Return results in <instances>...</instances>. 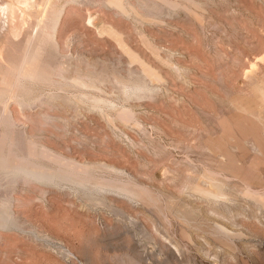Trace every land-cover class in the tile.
Listing matches in <instances>:
<instances>
[{"label": "rangeland", "instance_id": "374dc122", "mask_svg": "<svg viewBox=\"0 0 264 264\" xmlns=\"http://www.w3.org/2000/svg\"><path fill=\"white\" fill-rule=\"evenodd\" d=\"M22 8L0 43V200L18 228L0 264H264V0ZM33 29L39 62L18 73Z\"/></svg>", "mask_w": 264, "mask_h": 264}, {"label": "bare ground", "instance_id": "6f19581e", "mask_svg": "<svg viewBox=\"0 0 264 264\" xmlns=\"http://www.w3.org/2000/svg\"><path fill=\"white\" fill-rule=\"evenodd\" d=\"M30 0H0V43L1 44H3L2 42L3 41H5L6 39H9V37L10 38H13V40L15 39V37L19 34V23H17L18 22V19H19V17H20V11H23V8H22V5H26V4H28V2H29ZM50 2V1H49ZM58 9V8H57ZM20 10V11H19ZM28 10V9H27ZM64 5H63V7H61L59 10H58V14H57V17H56V20H54V28H53V32L55 33V30H56V26H57V24H58V21H59V18H60V16L62 15V13L64 12ZM25 11V10H24ZM20 13V14H19ZM23 13V12H22ZM41 13V12H40ZM24 17V16H23ZM41 17V16H40ZM54 17H55V15H54ZM20 20V19H19ZM26 20V19H25ZM21 21H23L22 19H21ZM21 21H19V22H21ZM24 22V21H23ZM87 22L90 24V23H92V16L90 15L89 17H88V19H87ZM21 28V27H20ZM43 30H38V29H33V33H31L29 36H27V38H26V41H25V43H26V47H24V49L26 48H31L32 49V46L31 45H34L33 46V49H32V51L31 50H24V53H25V56H24V58H22V60H21V62L19 63V62H17V63H19V64H17L16 66L18 67V73L20 72L21 73V71H22V68H24L26 65H25V61H27L26 59H28L31 63L32 62H35L36 61V63L38 64V62H39V58H37L38 59V62H37V60H35L34 61V59H36V57H39V53H40V51H41V49L43 48V45H42V43L45 41V39L44 38H46V33H45V35H42L44 32H42ZM54 33H51V35H47V37H50V36H52L53 37V35H54ZM33 37H38L37 38V40H35V42L36 43H31L32 42V40H31V38H33ZM42 39H43V41H42ZM16 40V39H15ZM50 40V39H49ZM47 43H49L48 41H47ZM53 43H54V40H53ZM54 45H55V43H54ZM2 46V45H1ZM0 46V47H1ZM25 46V45H24ZM55 47H56V45H55ZM26 51V52H25ZM30 51V52H29ZM18 54V53H17ZM16 54V55H17ZM19 55V54H18ZM17 55V56H18ZM28 55H29V57H28ZM16 56V57H17ZM15 56H14V54H13V58H12V56H11V58L12 59H14V58H16ZM21 57V56H20ZM18 59H20L19 57H18ZM61 59V61H62V58H60ZM15 60V59H14ZM13 60V61H14ZM12 61V60H11ZM60 61V60H59ZM66 61V60H65ZM30 62H28V64L30 63ZM14 64H15V62H13ZM35 63V64H36ZM31 65H33V64H31ZM30 65V66H31ZM15 66V65H14ZM27 67V66H26ZM33 67V66H32ZM62 67H63V65H62ZM30 70H31V67H30ZM15 71H16V68H15ZM32 71V70H31ZM23 72V71H22ZM33 72V71H32ZM5 73V72H4ZM13 73V72H12ZM11 73V74H12ZM15 73V72H14ZM17 73V74H18ZM14 75V74H13ZM13 75H12V77H13ZM1 76H2V73H1ZM5 76V75H4ZM14 76H17V75H14ZM12 80H13V78H12ZM14 81H16V79H14ZM7 83V82H6ZM12 87V86H11ZM134 87H136V86H134ZM11 89V88H10ZM136 89V88H135ZM11 91V90H10ZM1 92V91H0ZM13 92V91H12ZM17 95V94H16ZM19 99V98H18ZM3 100V99H2ZM3 102V101H2ZM18 102V101H17ZM18 103H20V102H18ZM20 104H22V103H20ZM6 105V104H5ZM8 109H9V107H8ZM24 111V110H23ZM22 111V112H23ZM12 115V111L11 110H8V116H11ZM9 118H12V117H9ZM42 149H44V150H47V151H49V152H51V150H50V148L49 147H42ZM18 156V155H17ZM59 157H62V155L61 156H59ZM65 157V156H64ZM63 157V158H64ZM20 158H21V156H20ZM11 159V158H10ZM16 159V158H15ZM14 159V160H15ZM22 159V158H21ZM50 159V158H49ZM18 161H19V159H17ZM51 160V159H50ZM64 160H68L70 163H73V164H75V165H78V167L79 166H83L81 163H79L78 161L76 162L75 160H73V159H71V157H69V158H64ZM4 161V160H3ZM21 161V160H20ZM5 163H6V161H4ZM15 162V161H14ZM53 162V161H52ZM68 162V163H69ZM7 163H10V162H7ZM11 164V163H10ZM87 164V163H86ZM92 166V165H91ZM11 168H12V170H14V171H19L20 172V174L22 173V175L25 177V180H28V179H30V180H33V181H40V182H47V183H50V182H52V183H55V185H57V184H59L58 183V181H56L57 179H63V180H66V179H69L67 176H66V174H63V175H60V173L59 174H56V173H48L47 172V169L46 168H44V167H39V165H37V164H34L33 162L32 163H27L26 165H22V163L20 162V163H14V164H11ZM10 168V169H11ZM86 168V167H85ZM88 168V167H87ZM44 169H46L45 171H44ZM56 169H58L57 167H56ZM71 169H73V168H71ZM4 170H6V169H4ZM54 170V169H53ZM1 171H2V169H1ZM58 171H59V169H58ZM4 172V171H3ZM2 173V172H1ZM7 173H11L10 171L8 172L7 171ZM7 173H5V174H7ZM61 173H63L62 172V170H61ZM71 174V173H70ZM121 174V173H120ZM2 175H3V173H2ZM72 175V174H71ZM18 176V175H17ZM19 177H20V175H19ZM18 177V178H19ZM27 178V179H26ZM71 178V177H70ZM77 178V177H76ZM24 180V179H23ZM59 180V181H60ZM74 180V179H73ZM84 180V179H83ZM87 180V179H86ZM101 180H102V178H101ZM29 181V180H28ZM27 181V182H28ZM78 181H79V179H78ZM81 182H83V181H81ZM109 182V181H108ZM112 182V181H111ZM224 182V181H223ZM26 184V183H25ZM80 184V183H79ZM111 184V183H110ZM82 185V184H81ZM219 185H220V183H219ZM31 186V185H30ZM31 187H33V186H31ZM223 187V186H222ZM58 188H60V189H62V187H58ZM30 189H33V188H30ZM104 189H106V187L104 188ZM34 190V189H33ZM103 190V189H102ZM118 190V189H117ZM127 190V189H126ZM205 190V192L206 193H208V194H210V195H213V196H217V195H220V193L218 192V191H216V190H214V189H212V188H206V189H204ZM104 191V190H103ZM125 191V190H124ZM31 192V191H30ZM21 193V192H20ZM13 194V193H12ZM100 194V193H99ZM14 195V194H13ZM16 196V195H15ZM15 196L13 197V198H15ZM18 196V195H17ZM20 196V195H19ZM22 196V195H21ZM23 197V196H22ZM17 198V197H16ZM219 198H221V197H219ZM16 200V199H15ZM16 202V201H15ZM17 202H18V200H17ZM21 203V202H20ZM7 204H5V201L4 200H0V231L1 230H9V229H12V228H14L15 226H13L14 224H12V223H8L7 221H6V219H4L3 218V216L2 215H7L6 214V212H5V206H6ZM13 205V204H12ZM16 206V205H15ZM20 207V206H19ZM10 208V207H9ZM18 209V208H17ZM8 211V210H7ZM15 228H17V227H15ZM18 229V228H17ZM32 233L35 235V236H38L37 235V233H36V231L32 228ZM45 234H47V233H45ZM44 235V234H43ZM39 237H41V236H39ZM2 238V235L0 234V239ZM3 239V238H2ZM43 240H45V241H47V242H53L52 241V239L49 237V236H46V235H44L43 236V238H42ZM55 239V238H54ZM41 240V239H40ZM56 242H57V240H55ZM61 241H58V246H60L61 247V249H62V252L65 254V255H67L68 257L69 256H71L72 255V253H71V251H70V249L68 248V247H66V246H64L63 244H62V242L60 243ZM66 242V241H65ZM67 246H70V245H67Z\"/></svg>", "mask_w": 264, "mask_h": 264}]
</instances>
